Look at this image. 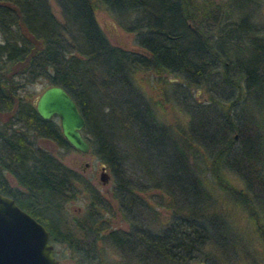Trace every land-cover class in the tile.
Returning a JSON list of instances; mask_svg holds the SVG:
<instances>
[{"label": "trees", "instance_id": "trees-1", "mask_svg": "<svg viewBox=\"0 0 264 264\" xmlns=\"http://www.w3.org/2000/svg\"><path fill=\"white\" fill-rule=\"evenodd\" d=\"M50 1L0 0V192L44 225L60 245L54 255L193 264L205 245L244 238L233 213L264 242V0H98L137 49L107 39L96 0H52L59 16ZM138 72L158 97L141 90ZM33 81L74 99L88 149L111 175V200L37 144L70 147L58 122L19 94ZM165 102L176 112L163 114ZM80 182L84 218L61 224ZM154 205L168 209L164 223H153Z\"/></svg>", "mask_w": 264, "mask_h": 264}, {"label": "rangeland", "instance_id": "rangeland-1", "mask_svg": "<svg viewBox=\"0 0 264 264\" xmlns=\"http://www.w3.org/2000/svg\"><path fill=\"white\" fill-rule=\"evenodd\" d=\"M200 1V0H198ZM211 3H222L224 0H210ZM96 7L94 9V15L97 24L104 32L107 39L112 43L129 49H137V46L134 44L133 33L130 30H126L122 25L119 24L116 15H114L111 11H108L104 5H102L98 0L95 1ZM50 7L54 14L59 16L57 5L51 0ZM142 75V76H141ZM144 73L142 74L138 72L135 76L136 81L139 83L141 90L144 91L148 96L152 95L155 98L158 97V89L157 85L151 80L146 81L144 78ZM142 77V78H141ZM152 83V86H150ZM43 88V84L38 81L23 83L19 88V94L21 96H27L29 98L35 97L40 90ZM193 91H195L193 89ZM199 100L205 98V93L197 90L195 93ZM165 108H161L163 114H170L177 109L174 107L170 110L169 103H164ZM177 114V113H176ZM180 117L185 118L184 114L181 112L178 113ZM51 118L54 121L58 122V118L55 115H52ZM36 142L41 147L48 149L58 160L62 163L72 167L74 170L78 172V174L83 178L84 183L90 184L94 187L98 192L111 200V196L108 193L111 185V175L108 171V167L105 166L104 163L97 157V155L87 149L86 151H80L76 148L64 147L61 145H57L52 140L41 139L37 137ZM104 165V170L107 171L109 178L108 181L104 184H101L98 180V173L100 171V165ZM86 182H85V180ZM11 184H14V181H10ZM82 182L78 183V187L81 188L74 194L72 198H70L66 203H64L61 209V224L70 222L73 218L83 217L82 214L85 211V207L87 206L88 200L85 196V192L83 191ZM86 185V184H84ZM146 200H149V197L145 195ZM157 199V196L155 197ZM153 203V199L150 201ZM154 204V203H153ZM154 213L155 216L152 218L153 223H164L166 221L168 215V209L161 205H154ZM111 221L114 220L113 217H110ZM110 223H113L110 222ZM229 225L231 228H238L243 230L244 238L235 237L232 242L229 240L226 242V248L222 246L223 243L220 241H215V245H205V250L207 251L206 256L202 259H196L193 261V264H251L254 261L256 264H264V242L258 238L251 228L248 222H246L241 216L233 213V217L231 216ZM237 236V235H236ZM53 245V254L54 251H57L60 247L57 243L52 242ZM224 249V251H223ZM107 256L112 259L111 261L116 259V254L113 249L106 248ZM58 264H73L71 258L68 253L65 252L64 255L56 256L54 255Z\"/></svg>", "mask_w": 264, "mask_h": 264}, {"label": "water", "instance_id": "water-1", "mask_svg": "<svg viewBox=\"0 0 264 264\" xmlns=\"http://www.w3.org/2000/svg\"><path fill=\"white\" fill-rule=\"evenodd\" d=\"M32 102L41 118L52 115L58 118L61 135L70 146L80 151L88 149V142L80 132L84 119L74 99L61 85L44 86ZM107 177L102 164L98 180L104 183ZM0 264H58L44 225L1 192Z\"/></svg>", "mask_w": 264, "mask_h": 264}, {"label": "flooded vegetation", "instance_id": "flooded-vegetation-1", "mask_svg": "<svg viewBox=\"0 0 264 264\" xmlns=\"http://www.w3.org/2000/svg\"><path fill=\"white\" fill-rule=\"evenodd\" d=\"M39 138H41V139H44L43 137H39ZM107 172V171H106ZM108 174V173H107ZM108 178H109V175H108V177H107V180L104 182V183H106L107 181H108ZM100 182V181H99ZM104 183H101V184H104ZM9 196V195H8ZM14 200V199H13ZM15 201V200H14ZM16 202V201H15ZM17 204V203H16ZM18 205V204H17ZM18 206H20V205H18ZM21 207V206H20ZM22 208V207H21ZM22 209H24V208H22ZM26 212H28L26 209H24ZM29 213V212H28ZM29 214H31V213H29ZM32 215V214H31ZM33 216V215H32ZM34 217V216H33ZM35 218V217H34Z\"/></svg>", "mask_w": 264, "mask_h": 264}]
</instances>
